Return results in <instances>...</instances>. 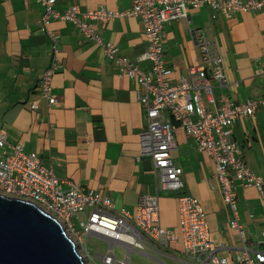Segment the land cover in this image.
Returning a JSON list of instances; mask_svg holds the SVG:
<instances>
[{"label":"crops","instance_id":"crops-1","mask_svg":"<svg viewBox=\"0 0 264 264\" xmlns=\"http://www.w3.org/2000/svg\"><path fill=\"white\" fill-rule=\"evenodd\" d=\"M132 4L133 0H56L54 7L61 13L72 5L82 12L101 5L125 11ZM188 12L191 24L185 20L164 24L165 58L174 69L171 82L178 83L182 76L189 80L188 67L203 65L190 33V27H201L215 43L225 75L223 86L210 81L214 101L203 91L205 107L216 112L223 97L236 102L264 97V76L257 73L264 68V12L226 15L207 4L188 7ZM43 13L44 6L37 0H0V121L9 143H21L26 151L36 152L65 181L64 187L67 181H75L108 196L115 204V214L125 209L135 215L140 198L158 192L161 226L177 240L168 248L153 245L151 252L137 253L159 264H194L183 245L177 199L180 195L197 198L214 243L225 245L219 255L233 264L242 240L230 226L232 214L223 201L212 157L186 129L176 125L172 157L183 170L184 187L157 190L154 162L141 153L140 133L147 115L137 90L144 93V88L122 73L103 48L74 23L54 18L49 30L59 35L60 68L52 78L57 101L49 106L40 92V79L51 63L53 42L41 30ZM88 22L105 41L115 44L117 54L136 61L142 69L150 68V62L139 60L147 46L139 18ZM32 102L37 105L34 110ZM231 130L230 139L239 144L243 159L264 178L263 110L257 108L253 116L238 118ZM10 151L8 146L0 147V160ZM236 192L245 235L251 243L260 242L263 249L264 198L255 187L237 184Z\"/></svg>","mask_w":264,"mask_h":264},{"label":"built area","instance_id":"built-area-1","mask_svg":"<svg viewBox=\"0 0 264 264\" xmlns=\"http://www.w3.org/2000/svg\"><path fill=\"white\" fill-rule=\"evenodd\" d=\"M38 1L44 6L39 21L41 30L53 42L51 63L40 79V92L49 106L57 101L52 92V78L60 68L57 58L59 35L49 30L54 18L74 23L85 37L103 48L105 55L114 60L122 73L136 79L144 88V93L137 90V99L145 105L147 115V124L140 133L141 153L154 162L157 190L179 191L184 187L183 170L172 157L176 147L174 130L176 125H181L215 162V177L220 184L223 201L232 214L230 226L242 240L241 250L236 253L233 264H264V248H259L260 242L251 243L240 223L236 192L237 184L255 187L264 198V178L251 170L242 157L239 144L230 139L231 128L238 118L253 116L257 108H261L264 114V97L244 102L223 97L217 111L212 112L205 107L203 91L211 98L210 81L215 80L223 86L225 75L215 43L208 38L206 30L190 27L192 41L200 50L204 63L188 67L189 80L182 76L178 83L171 82L174 69L167 63L163 48L164 24L180 19L191 24L188 7L198 8L207 4L226 15L264 12V0H133L132 7L125 11L101 5L82 12L78 5H72L63 13L55 9L56 0ZM120 16L142 20L147 46L139 60L151 63L148 70L117 54L114 43L105 41L88 22L106 23ZM257 73L264 76V68L258 69ZM179 98L184 102L180 103ZM211 101H214L213 97ZM30 107L34 110L37 105L32 102ZM4 146L11 151L0 160V192L31 201L55 217L75 242L86 264H90L93 258L85 235L99 237L109 243L108 251L98 254L105 264H130L133 251L151 252L153 245L168 248L176 242L175 234L161 226L158 192L142 196L135 215L125 209L115 214V204L108 196L75 181H67L68 186L64 187L65 181L54 173L52 167L45 166L36 152L26 151L21 143H9L0 121V147ZM177 202L183 245L190 260L194 264H230L226 256L218 253L225 245L214 243L206 212L199 200L191 195H180ZM77 219L80 220L81 231L77 229ZM115 246L125 250L124 259L114 251Z\"/></svg>","mask_w":264,"mask_h":264},{"label":"water","instance_id":"water-1","mask_svg":"<svg viewBox=\"0 0 264 264\" xmlns=\"http://www.w3.org/2000/svg\"><path fill=\"white\" fill-rule=\"evenodd\" d=\"M0 264H86L61 223L37 204L0 193Z\"/></svg>","mask_w":264,"mask_h":264},{"label":"rangeland","instance_id":"rangeland-1","mask_svg":"<svg viewBox=\"0 0 264 264\" xmlns=\"http://www.w3.org/2000/svg\"><path fill=\"white\" fill-rule=\"evenodd\" d=\"M79 219H77V229L82 230V227L79 224ZM85 241L87 248L89 250L90 256L93 258L90 261V264H105L99 257V253H105L109 249V243L95 236L85 235ZM114 251L119 255L120 258L124 259L126 256L125 250L121 247L115 246ZM130 263L131 264H159V262L150 259L146 256L138 254L137 252H131L130 255Z\"/></svg>","mask_w":264,"mask_h":264},{"label":"clouds","instance_id":"clouds-1","mask_svg":"<svg viewBox=\"0 0 264 264\" xmlns=\"http://www.w3.org/2000/svg\"><path fill=\"white\" fill-rule=\"evenodd\" d=\"M38 1V0H37ZM138 18V17H137ZM140 19V18H139ZM141 20V19H140ZM181 20V19H180ZM143 23V22H142ZM144 26V25H143ZM205 29V28H204ZM164 30V29H163ZM145 33V30H144ZM146 40V39H145ZM112 42V41H111ZM115 45V44H114ZM126 57V56H125ZM130 59V58H129ZM132 60V59H131ZM1 193V192H0ZM3 194V193H2ZM5 195V194H4Z\"/></svg>","mask_w":264,"mask_h":264},{"label":"trees","instance_id":"trees-1","mask_svg":"<svg viewBox=\"0 0 264 264\" xmlns=\"http://www.w3.org/2000/svg\"><path fill=\"white\" fill-rule=\"evenodd\" d=\"M142 21V20H141Z\"/></svg>","mask_w":264,"mask_h":264}]
</instances>
